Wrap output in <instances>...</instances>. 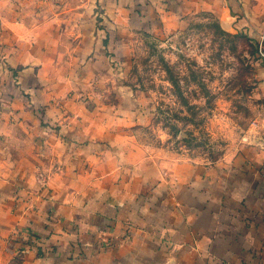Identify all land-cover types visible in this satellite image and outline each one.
Masks as SVG:
<instances>
[{
    "label": "crops",
    "instance_id": "0c3cea01",
    "mask_svg": "<svg viewBox=\"0 0 264 264\" xmlns=\"http://www.w3.org/2000/svg\"><path fill=\"white\" fill-rule=\"evenodd\" d=\"M203 12L262 26L264 0H0V264H264V136L127 163L142 116L105 95L110 43Z\"/></svg>",
    "mask_w": 264,
    "mask_h": 264
},
{
    "label": "rangeland",
    "instance_id": "374dc122",
    "mask_svg": "<svg viewBox=\"0 0 264 264\" xmlns=\"http://www.w3.org/2000/svg\"><path fill=\"white\" fill-rule=\"evenodd\" d=\"M262 24L227 29L217 14L203 12L173 30L127 31L123 42L110 43L114 53L102 61L112 69V75L104 71L107 101L114 102L112 88L123 84L124 97L133 100L126 108L142 116L124 161L212 164L258 142L264 136V17Z\"/></svg>",
    "mask_w": 264,
    "mask_h": 264
},
{
    "label": "built area",
    "instance_id": "2783aa9c",
    "mask_svg": "<svg viewBox=\"0 0 264 264\" xmlns=\"http://www.w3.org/2000/svg\"><path fill=\"white\" fill-rule=\"evenodd\" d=\"M264 56V55H263Z\"/></svg>",
    "mask_w": 264,
    "mask_h": 264
}]
</instances>
